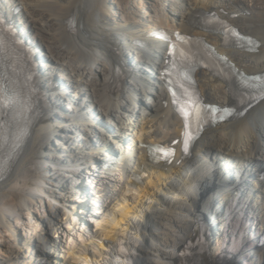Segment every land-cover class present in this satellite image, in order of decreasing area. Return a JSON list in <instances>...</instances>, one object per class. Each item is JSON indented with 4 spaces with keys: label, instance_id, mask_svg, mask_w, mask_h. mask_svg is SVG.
I'll list each match as a JSON object with an SVG mask.
<instances>
[{
    "label": "bare ground",
    "instance_id": "obj_1",
    "mask_svg": "<svg viewBox=\"0 0 264 264\" xmlns=\"http://www.w3.org/2000/svg\"><path fill=\"white\" fill-rule=\"evenodd\" d=\"M210 14L252 36L255 50L201 26L197 18ZM0 22L31 56L40 94L0 180V264H234L239 239L224 240L235 233L231 215L215 252L199 223L205 197L230 184L232 163L246 173L261 165L253 190L264 221V98L205 128L182 157V119L160 70L180 35L208 42L246 73L263 71L264 0H0ZM195 76L205 102L232 101L226 78L208 68ZM152 144L174 145L173 161H151ZM263 254L264 241L244 250V264H264Z\"/></svg>",
    "mask_w": 264,
    "mask_h": 264
},
{
    "label": "rangeland",
    "instance_id": "obj_2",
    "mask_svg": "<svg viewBox=\"0 0 264 264\" xmlns=\"http://www.w3.org/2000/svg\"><path fill=\"white\" fill-rule=\"evenodd\" d=\"M139 97L142 101L145 102V100L143 99L146 97L144 93H141ZM68 102V100L63 101L62 108L60 109L62 113H64L63 109L67 107L65 105H67ZM72 109L73 108L69 107L68 111H71ZM207 151H210V149H208ZM214 152L215 150H212V153ZM244 160H246L247 162L250 161V159ZM259 162L263 161L259 160ZM261 168V165L255 163L253 164V169L246 173L244 172L243 168H239L237 165L232 163L231 167L226 170L228 177L230 179L232 178L230 184L227 186L222 185L221 188H216V191L214 193H209V195L205 197L208 210L207 212H205V222L202 223V229L205 231L204 227L205 224H207L211 232L210 236L212 241L211 243L208 242L210 246L207 244L211 249L209 251L215 252L214 250L216 247L217 239L218 237H220L223 230V218L225 215L230 214L231 219L230 221H228V223L231 224V226L227 227V229L232 228L233 224H236L234 229L235 233L232 235L230 234L228 237H225L224 240L226 243L228 242L230 243V245H233L232 243L239 239L237 247L239 248V254L233 258L234 264L245 263L246 256L242 255L244 250L249 248L256 250V248L261 247L259 239L264 232V221L262 222V218L259 216L260 212L263 209V205L261 202L262 196L261 192L256 193L253 190V188L257 189L261 186L259 184L260 179H258V172ZM224 194H227V196L223 199ZM205 235L206 234L202 236L203 241L205 239ZM256 261V264H258V258H255V261H253L252 264H255Z\"/></svg>",
    "mask_w": 264,
    "mask_h": 264
},
{
    "label": "snow or ice",
    "instance_id": "obj_3",
    "mask_svg": "<svg viewBox=\"0 0 264 264\" xmlns=\"http://www.w3.org/2000/svg\"><path fill=\"white\" fill-rule=\"evenodd\" d=\"M12 30L9 27H5L3 25H0V62H2V58L4 56L6 46L8 44V41L6 39V33H10ZM233 33L237 36H239L238 33H235L234 30ZM243 39H248L249 43H251L250 38H243ZM252 81H255L257 83H252L249 86L254 87V88H259L261 89V95H264V77L262 76H256L251 78ZM4 85L2 82H0V108H3L11 103L14 102L15 100V93H12V98L8 99L6 101L4 97ZM181 115L185 119V129L182 132V136L184 137V145H185V150H187V145L188 142L192 139V135L190 134V127L192 123L195 124L196 128H200L202 126L203 122H216L217 120L224 119L225 116L222 115L221 113L224 114H231V110L228 108H218L216 106H201L192 102H188L186 104V107L183 109H180ZM5 127L6 123L5 121L0 118V148L3 147L4 143L6 142V135H5ZM175 143V141L173 142ZM155 148L156 153H161L163 154L164 158H168L172 154V149L170 148H163L161 146H152ZM8 158L0 159V169L4 167L6 164Z\"/></svg>",
    "mask_w": 264,
    "mask_h": 264
}]
</instances>
